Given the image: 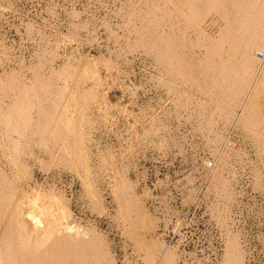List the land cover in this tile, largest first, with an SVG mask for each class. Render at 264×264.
Returning <instances> with one entry per match:
<instances>
[{
	"label": "bare ground",
	"instance_id": "obj_1",
	"mask_svg": "<svg viewBox=\"0 0 264 264\" xmlns=\"http://www.w3.org/2000/svg\"><path fill=\"white\" fill-rule=\"evenodd\" d=\"M113 2L116 6L113 14L121 23L107 21L109 25L105 28L108 34L111 33L117 42L125 32L119 35L113 27L124 31L127 28L126 37L120 42H124L129 50L142 47L146 58L154 61V64H148L147 69H156L159 75L155 79L168 91H175V108L192 105L194 112L197 111L195 129L205 138L210 152L217 154L219 162L209 186L223 202L221 211L229 212L228 205H231L234 195L231 180L235 177L233 174L224 176L221 169L229 165V153L241 157L238 150L231 152V147L223 144L224 132H246L260 155L264 156V0H176L177 4L174 0ZM74 13L76 16L80 14L76 10ZM211 13L214 15L208 19ZM106 14L100 20L106 19ZM86 33L91 41L101 37L95 27ZM70 36L67 41L77 37L76 34ZM100 43H95L99 52L97 56L80 52L73 54L75 49L70 50L71 47L69 50L62 48L58 53L56 44H44L40 51L34 53L35 64L40 68L36 71V67L31 66L35 68L31 79L14 69L4 70L3 76L0 75V95H4L0 99L10 97L8 103L0 105V122L5 125L0 123V264H119L107 235L98 229L96 221L87 218L82 225L81 218L73 212V201L66 195L61 171L51 172L57 166H43L41 156L30 149L34 145L23 144L33 139L40 141L41 145L36 148H42L43 154L48 155L49 165L58 163L56 160L60 157H66L70 162L72 159L65 156L66 149L76 150L79 160L71 161L73 165L67 166L82 181L84 195L90 197L92 207L106 217H111V211L105 195L113 197L116 211L123 221L124 233L132 241L133 249L140 252L136 257L144 264H187L184 260L187 253L181 252L178 256L176 247L169 245L156 232V222L136 192L135 183L124 170H115V156H110L111 160L107 161L97 180L93 170H102L104 164L100 166L98 162H90L88 147L77 144L81 129L72 127V120L66 121L68 128L56 125L62 118H70V114H64L69 107L74 106L81 114L84 113L91 105L86 98L97 93L96 88L100 95L105 94L102 91L105 79L100 75V66L109 71L115 68L117 74L123 72L120 61L114 59L112 62L104 57V53H111L110 46L103 52ZM136 51L138 55L139 51ZM256 53H261L262 59ZM8 54L3 45L0 63L10 60ZM43 68L44 71L40 70ZM167 75L179 86L189 85L187 89L200 96L195 97L192 92L187 94L184 88L175 89L177 85L172 88ZM118 76L112 77L113 83L119 79ZM73 78L84 80L74 87L75 94L70 90L69 80ZM119 88L116 94L123 95L124 91H119ZM95 105L100 108V104ZM150 129L147 133L155 134L154 129ZM51 140L53 144H50ZM87 140L92 141L90 138ZM82 152H85L84 156H81ZM25 157L33 158V163L30 164ZM34 166L46 175L42 181L34 174ZM256 184L262 186L259 178ZM216 208L218 206L214 204L211 207L212 210ZM228 226H224L226 233L221 264H246L239 236L232 234ZM130 257L125 256L122 264H129Z\"/></svg>",
	"mask_w": 264,
	"mask_h": 264
},
{
	"label": "rangeland",
	"instance_id": "obj_2",
	"mask_svg": "<svg viewBox=\"0 0 264 264\" xmlns=\"http://www.w3.org/2000/svg\"><path fill=\"white\" fill-rule=\"evenodd\" d=\"M174 2L178 3L176 0ZM114 8L116 6L113 0H3V13L0 18V49L3 45L7 48L10 60L0 63V75L4 73V70L14 69L19 73H25L24 76L31 79V72L33 76L34 71L40 68L35 64L36 54L34 53L47 44H56L58 53L62 48L69 50L68 48L71 47L70 50L75 49L73 54L80 52L95 56L99 55L95 48L96 41L101 42L103 52L106 47L110 46L111 53H104V57L110 58L112 62L114 59L118 60L117 62L120 61V69L123 72L117 74L115 68L109 71L104 66H100V75L105 79L102 85V91L105 94L100 95L96 88L97 93L86 98L91 107L89 106L82 114L76 107H69L68 110H64V114L66 113L67 116L70 114V118L69 116L62 118L56 125L60 128H68L69 124L66 121L72 120L71 126L81 129L77 144L81 147H88L90 162H98L100 166L101 163L104 164L102 170H93L97 180L99 174H102L104 167L107 166V161L111 160L110 156H115V170L117 172L124 170L127 177L135 183L136 192L144 202L149 215L156 222V232L161 234L163 240L169 245L176 247L178 256H181L179 255L181 252L187 253L184 255L187 264H221L225 227L228 225L232 234L239 236L241 246L245 251L246 264H264V156L260 155L252 138L246 132H238L241 137L232 130L224 132L223 144L227 143L226 146L231 147V152L234 149L238 150L241 159L229 153L230 160L227 162L229 165H224L221 169L224 176L233 174L235 177L231 180V188L234 192L233 201L231 205H228L229 212L223 213L221 211L223 202L219 201L209 186L211 176L219 166L218 156L210 152L205 138L199 133L200 131L195 129L197 128V111L194 112L192 105L176 107V110L175 91H168L155 79L159 75L156 69L151 67L147 69L148 64H154V61L146 58L142 47H138L140 50L138 48L129 50L124 42H120L126 37L124 35L127 33V28L124 31L123 28L122 30L114 26L113 29H117L119 35L125 33L120 36L119 42L112 39L114 37H111V33L108 34V29L105 28V25H109L107 21L111 24L121 23V20H116L113 14ZM74 10L80 13L79 16H76ZM104 11L107 13L106 19L100 20ZM213 15L211 13L207 18ZM119 21L120 23H117ZM127 25L129 26V23ZM93 27L101 36L99 40L91 41V38L87 36L86 30L91 31ZM71 34H76L77 37L67 41L72 37ZM37 40L42 45H39ZM113 50H115L114 53ZM136 50L139 51L138 55H136ZM256 56L260 58L257 53ZM32 65L36 69L34 66L31 67ZM40 70L44 71V68ZM117 75H119L118 82L113 83L112 77ZM168 77L170 76L167 75ZM168 80L172 88L177 85L174 86L175 89L179 87V89L184 88L187 94L195 93L187 89L189 85L182 87L171 79L168 78ZM83 81L79 78L69 80L70 90L75 94L76 88L74 87L81 85ZM117 87H121L119 91H124L123 95L116 94ZM94 91L92 90L93 93ZM194 96L199 97L200 95L195 93ZM9 99L8 96L2 97L3 101L0 99V105H5ZM96 103L100 104V108L95 107ZM89 118H91V124L88 122ZM1 126L5 127L4 124ZM150 128L154 129L155 134L147 133ZM151 129L149 131H152ZM88 137L92 141H88ZM50 142V144L54 143L53 140ZM23 144L34 145L30 149L41 156L43 166H52V168L57 166L52 171L50 170L51 172L61 171L62 185L67 197L73 201V212L81 218L82 225L87 218L96 221L98 229L107 235L117 262L119 259L123 260L125 256H131L129 264L135 263V260L137 261L135 264H144L139 257H136L140 256V252L137 253L133 249L132 241L124 233L123 221L116 211L113 197L105 195L107 202H110L107 206L109 205L111 211H109L111 217H106L103 213L99 214L92 207L90 197L84 195L81 187L82 181L77 173L68 167L70 164L73 165L71 161L79 160L80 155L74 148L70 151H68L69 148L66 149L67 155L65 156L72 159L71 163L70 159L60 157L56 160L58 163L49 165L48 155L43 154L42 148H36L41 145L40 141L33 139ZM1 153L0 151V158H2ZM71 154L73 158L70 157ZM84 155L85 152H82L81 156ZM25 158L30 164L33 163V158ZM34 169V174H37L36 176L42 181V177L46 175H42V171L36 166ZM88 177L91 178L89 175ZM257 177L262 186L256 184ZM213 204L219 209L212 210ZM180 234L187 236L186 243L183 244Z\"/></svg>",
	"mask_w": 264,
	"mask_h": 264
},
{
	"label": "built area",
	"instance_id": "obj_3",
	"mask_svg": "<svg viewBox=\"0 0 264 264\" xmlns=\"http://www.w3.org/2000/svg\"><path fill=\"white\" fill-rule=\"evenodd\" d=\"M2 8H3V0H0V18H1L2 13H3ZM259 55H260V58L263 57V55H262L261 53H259ZM150 179H151V178H150ZM180 236H181V238H182L183 244L186 243V242H187V236H186V235H183V234H182V235L180 234ZM177 238H178V236H177ZM121 261H122V260L119 259L118 262L121 264ZM179 262H180V261H179Z\"/></svg>",
	"mask_w": 264,
	"mask_h": 264
}]
</instances>
